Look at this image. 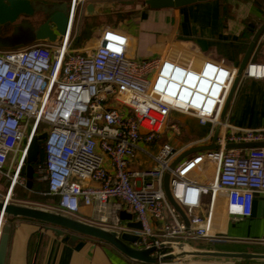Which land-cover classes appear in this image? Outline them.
I'll list each match as a JSON object with an SVG mask.
<instances>
[{
    "label": "built area",
    "instance_id": "built-area-1",
    "mask_svg": "<svg viewBox=\"0 0 264 264\" xmlns=\"http://www.w3.org/2000/svg\"><path fill=\"white\" fill-rule=\"evenodd\" d=\"M128 49V34L111 27L100 30L94 47L73 49L67 35L59 44L42 41L0 49V176L8 181L0 197L13 201V188L26 187L21 170L29 138L46 132L44 159L34 173L36 180L47 182L48 193L58 195L55 210L74 216L80 205H91L93 224L121 232L122 204L141 223V239L135 243L139 248L218 239L214 218L220 196L228 215L249 216L255 194L264 193V146L228 150L225 145L264 141V126H233L225 132L219 116L235 71L212 60L195 69L167 57L134 59ZM242 76L264 78V63L247 61ZM174 110L209 125L211 134L219 125L217 148L197 152L170 169L177 150L163 144L152 156L156 167L130 170L138 144L153 142ZM44 124L48 128L41 131ZM241 150L246 154L240 155ZM204 160L215 164L208 184L189 176ZM167 170L171 195L187 223L178 219L164 193ZM135 178L142 182L138 185ZM150 217L161 221L159 229L151 226ZM5 220L1 215L0 228ZM260 240L264 243V235Z\"/></svg>",
    "mask_w": 264,
    "mask_h": 264
},
{
    "label": "crops",
    "instance_id": "crops-1",
    "mask_svg": "<svg viewBox=\"0 0 264 264\" xmlns=\"http://www.w3.org/2000/svg\"><path fill=\"white\" fill-rule=\"evenodd\" d=\"M90 1L109 3L115 0H79L76 10L79 8L82 13L85 4ZM122 7L125 8L123 12L127 14V18L117 28L124 30L129 36L128 55L131 58L167 57L195 69L200 68L203 61L212 60L235 71V75L251 46L247 61L264 63V0H203L179 7L153 9L143 2L129 4L123 1ZM106 8L108 7L104 9ZM104 9L98 10L99 13L103 14ZM92 17L95 16L90 18ZM82 47L84 46L79 48ZM238 81L223 118L226 124L224 130L228 133L233 126L247 129L264 126V78L246 77L241 73ZM166 121L153 142L138 144L130 170L156 167L152 156L157 154L163 144H169L177 150L170 165L181 153L194 145L208 142L212 135L209 125H202L196 117L176 110L170 112ZM195 153L197 152L176 164L192 158ZM238 153L245 155L246 150ZM189 176L200 184H208L215 177V164L204 160ZM134 180L138 185L142 182L137 178ZM6 189L7 186L2 183L0 194L5 193ZM218 201L214 225L220 237L207 241L208 244L196 245L213 249L264 252V243L260 240L264 235V193L255 194L249 216L228 215L224 196H220ZM203 209L204 205L201 211ZM121 210L127 212L122 204L118 215ZM74 217L95 223L91 205H80ZM171 219L172 216L168 215V221ZM178 219L184 222L180 215ZM133 220H136L134 216ZM149 220L154 229H159L161 221L152 217ZM9 222L10 238L5 264H134L105 241L86 236L76 241L71 240L68 233L64 236L57 235L50 227L31 219L18 218ZM126 223L127 220H121V224L125 226L123 231L140 235L139 231L128 227ZM192 241L189 243L193 244ZM188 263L215 264L194 260H189ZM216 264L261 263L234 260Z\"/></svg>",
    "mask_w": 264,
    "mask_h": 264
},
{
    "label": "water",
    "instance_id": "water-1",
    "mask_svg": "<svg viewBox=\"0 0 264 264\" xmlns=\"http://www.w3.org/2000/svg\"><path fill=\"white\" fill-rule=\"evenodd\" d=\"M203 0H143V4L148 8H171L188 5L192 2ZM125 3V2H124ZM132 4L133 1H126ZM73 5L74 0H59L56 2H48L44 0H0V25L5 23H13L22 15L24 17H32L37 14H43L44 20L37 26H30L26 23V19L21 24H27L34 33L36 43L42 41L56 42L60 35L66 37L70 33V27L73 22ZM114 6L113 2L90 1L83 7L85 16H96L100 9ZM252 46L254 45L251 43ZM251 51V46L241 62L242 64L236 71L231 80L229 90L225 96V102L221 110L219 119L223 121L225 112L230 105V99L233 95L240 74L245 69L247 57ZM31 128L28 129L30 135ZM219 133V125L215 127L210 140L208 142L194 145V147L181 153L176 161L169 165L170 169L176 166V163L186 156L199 151H212L217 148V135ZM46 137V132L40 134H32L29 138V145L25 157L26 165L22 168L21 174L26 177L27 187L32 184L34 173V164L37 163L40 153V143ZM264 141L250 142H231L225 145L228 150L231 149H250V147H262ZM170 172L165 171L163 174V190L170 204L182 216L187 223L186 214L181 210V206L175 201L170 192ZM6 219L0 230V264H5L6 251L9 242V232L11 224L8 219L30 218L39 221L52 229L57 235L64 236L66 233L70 235L72 240L82 239L84 236L105 241L113 247L118 253L123 254L134 264H155L161 261H178V260H194L204 263H225L234 260L241 261H258L264 264V252L243 251V250H225L213 249L209 246H194L187 241H163L159 246L150 245L148 247H135L133 244L139 242L141 236L139 234L127 231H117L115 229L99 226L88 221H83L74 216L63 214L50 207L32 205L17 201H8L0 197V216ZM120 219L127 220L126 225L136 231H140L141 223L133 220V215L121 210L119 212ZM161 252V254H159Z\"/></svg>",
    "mask_w": 264,
    "mask_h": 264
},
{
    "label": "rangeland",
    "instance_id": "rangeland-1",
    "mask_svg": "<svg viewBox=\"0 0 264 264\" xmlns=\"http://www.w3.org/2000/svg\"><path fill=\"white\" fill-rule=\"evenodd\" d=\"M123 1H133V2H140V3L143 2V0H123ZM123 1H119V0L112 1L114 2V6L104 9L105 12L103 14L99 13L95 17H92V18H90L91 16H85L84 11L80 13L81 11L78 8V10H76V13H75V18L73 19L72 25L70 27L71 31L69 35H70V41H71V48L79 49V47L81 46L94 47L96 45L97 32L101 28L111 27V28L116 29L118 25H123L125 23L123 20L127 18V14L123 12V10L125 9L124 7H122ZM34 19H37V18H34ZM80 29H85V30L90 31L92 36L88 41H86L85 44H82V45H79V47H76L74 45L75 38L76 36H78ZM63 39H64V36L60 35L55 43L59 44L60 42L63 41ZM33 43H36L34 33L30 29V27L24 23L17 25L15 29L12 31V33H6V34L0 33V49L1 50L20 49V48H23L24 46H27ZM47 128L48 126L45 124L40 125L39 127L41 131ZM10 158H11V153L8 154L7 162L10 160ZM2 183L5 186H8V181L4 180L3 177H1L0 179V186H2ZM18 186L23 187L21 185H18ZM23 188H27V186ZM12 199L13 201H17V202L29 203L32 205L50 207L54 209V204H43V203L29 201V200L21 201L19 199H16L14 194H12ZM180 208L184 212L182 207ZM192 243L194 245L208 244L207 241H203L200 239H196L192 241Z\"/></svg>",
    "mask_w": 264,
    "mask_h": 264
},
{
    "label": "trees",
    "instance_id": "trees-1",
    "mask_svg": "<svg viewBox=\"0 0 264 264\" xmlns=\"http://www.w3.org/2000/svg\"><path fill=\"white\" fill-rule=\"evenodd\" d=\"M91 36H92V34L90 31L85 30V29H80L78 36H76V38H75L74 45L76 47H79V45L85 44L86 41H88L91 38ZM39 143H40V153L38 156L37 163L34 164V169H36L37 165L42 163L43 159H44V143H43V141H41ZM3 179L5 180V178H3ZM32 180L33 181H32V184L30 187L23 188V187L16 185L13 188V194H14L16 199H19L21 201L29 200V201H35V202H39V203H43V204H54V205L59 202L58 195L48 193L47 182H45V181L40 182V181L36 180L35 173H33ZM23 219H26V218H23ZM28 219H30V218H28ZM10 220H13V219H8L7 221L9 222ZM31 220H33V219H31ZM34 221H36V220H34ZM36 222H39V221H36ZM39 223H41V222H39ZM41 224H43L45 226L48 225V224L46 225L44 223H41Z\"/></svg>",
    "mask_w": 264,
    "mask_h": 264
},
{
    "label": "flooded vegetation",
    "instance_id": "flooded-vegetation-1",
    "mask_svg": "<svg viewBox=\"0 0 264 264\" xmlns=\"http://www.w3.org/2000/svg\"><path fill=\"white\" fill-rule=\"evenodd\" d=\"M37 18V19H34ZM26 19V23L30 26H37L41 23L42 20H44V15L37 14L32 17H24L23 15L19 17L15 22L13 23H5L4 25H0V33L6 34V33H12V31L15 29V27L22 23V21Z\"/></svg>",
    "mask_w": 264,
    "mask_h": 264
}]
</instances>
